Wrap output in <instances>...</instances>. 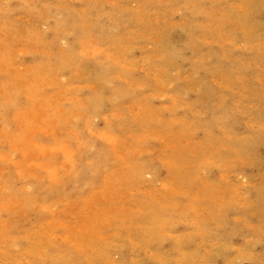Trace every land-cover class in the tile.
<instances>
[{"label":"rangeland","instance_id":"rangeland-1","mask_svg":"<svg viewBox=\"0 0 264 264\" xmlns=\"http://www.w3.org/2000/svg\"><path fill=\"white\" fill-rule=\"evenodd\" d=\"M0 264H264V0H0Z\"/></svg>","mask_w":264,"mask_h":264}]
</instances>
